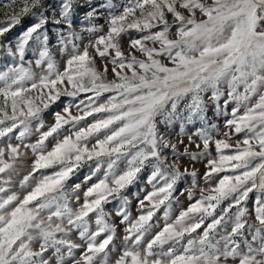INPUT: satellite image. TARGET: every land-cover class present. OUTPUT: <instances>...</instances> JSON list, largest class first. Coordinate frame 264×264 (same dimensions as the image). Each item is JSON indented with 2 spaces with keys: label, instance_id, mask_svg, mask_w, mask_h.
I'll return each instance as SVG.
<instances>
[{
  "label": "snow or ice",
  "instance_id": "1",
  "mask_svg": "<svg viewBox=\"0 0 264 264\" xmlns=\"http://www.w3.org/2000/svg\"><path fill=\"white\" fill-rule=\"evenodd\" d=\"M0 7V264H264V0L108 3L87 44L74 0Z\"/></svg>",
  "mask_w": 264,
  "mask_h": 264
},
{
  "label": "rangeland",
  "instance_id": "2",
  "mask_svg": "<svg viewBox=\"0 0 264 264\" xmlns=\"http://www.w3.org/2000/svg\"><path fill=\"white\" fill-rule=\"evenodd\" d=\"M127 2H129V0H74L75 7H74L72 19H73V23L76 27V30L78 32H81V35H83L85 37L83 43L87 44L88 38H89V34L82 31V29L90 26V23L86 18L87 14L89 12H92L95 9L96 12L99 13V15L97 17H95V19L92 21V23H95L98 26L103 25L104 30L106 31L107 25H106L105 21H106V17L109 14L108 9L106 8V5L108 3H113V4H116L117 6H119V5H121L123 3H127ZM6 3H8V0H0V5H3ZM48 3H51V4L58 7L60 0H48ZM3 11H4L3 7H0V21L6 19V17L2 14ZM34 20H35L34 17L23 18L22 22L19 25L15 26L9 33L6 34L7 40L11 41L12 44L14 45L16 40L19 38V36L23 33L24 30H26V28L30 25V23L34 22ZM48 28H49V33L51 36L50 47H52L53 54L56 56L57 61L61 65H63V61H64L65 57L62 56L57 51V48H58L57 34L59 33L60 28H59V26H55V25H51V24L48 26ZM130 35L135 37V36H138L139 34L136 33L135 31H131ZM127 40H128V34H125L123 37V43H122V47L125 51H127V49H128ZM26 59H29V60L33 59L32 53H28ZM11 62H13V61H11V58L6 57L4 51L0 50V68H3L6 64L11 63ZM97 63L98 64L100 63L99 60L97 61ZM109 78H111V74H109ZM86 95H90V93L89 94H83V93L80 94V96L75 99V102L78 103L79 100L85 99ZM210 95H211V93L205 94L206 102L208 100V96H210ZM72 101H73V98L62 97L61 100L57 102V104L53 105L52 108L49 109L48 112L45 113L46 123H52L53 122L52 113L56 112V111H60L64 107L65 104L72 102ZM73 111L75 112V109H73ZM208 115L212 118L213 122L219 124L221 127L223 126V118L217 119V117L213 115V110L211 107H209ZM89 119H91V118H89ZM194 130L195 129L193 126H191V125L186 126V131L189 134H191ZM178 131H179V123L174 125L172 127V129L168 132V134L172 137H175L176 134L178 133ZM32 139L34 140L35 137H33ZM185 142H187V141L185 140ZM181 148H182V146H181ZM213 154H215L214 150H213ZM26 164H30V160L26 161ZM195 166L197 169H199L201 174L205 171L203 162L197 163ZM26 171H27V169H25V171L21 173V177H19V178H22V176L24 174H26ZM87 172H88V169L86 167L83 168L80 172L77 173L76 176L73 177V182L74 183L81 182L84 179V176L87 174ZM19 178H17V180ZM146 179H147V172L143 173L140 181L134 187H132L130 189V198L133 200L131 211L133 212L134 215L136 214V201L133 198L132 194L139 193L140 197L142 198L144 193L140 192V189L141 188H148L150 190V186L147 185ZM187 187H188V184H186V183H181L179 185V188L181 190L184 188H187ZM197 195H198V190H197ZM256 195H257V193L250 194V199L248 202L249 208L252 207V202H253ZM188 203L189 202L186 199V197H181L180 198V205L179 206L174 205V214H178L180 207L186 208ZM106 207H107V210H109V211H112V209H113L112 204H109ZM162 216H163V212L160 211L157 213V217H155L154 219H158L162 223ZM117 223H118V220H117ZM122 228H123V226H121V229H120L121 235H122ZM115 255L116 254H114V257H115Z\"/></svg>",
  "mask_w": 264,
  "mask_h": 264
}]
</instances>
